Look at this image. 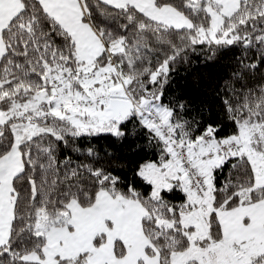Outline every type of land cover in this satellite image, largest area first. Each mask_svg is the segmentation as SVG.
I'll list each match as a JSON object with an SVG mask.
<instances>
[{
  "label": "snow or ice",
  "instance_id": "obj_1",
  "mask_svg": "<svg viewBox=\"0 0 264 264\" xmlns=\"http://www.w3.org/2000/svg\"><path fill=\"white\" fill-rule=\"evenodd\" d=\"M0 264H264V0H0Z\"/></svg>",
  "mask_w": 264,
  "mask_h": 264
},
{
  "label": "trees",
  "instance_id": "obj_2",
  "mask_svg": "<svg viewBox=\"0 0 264 264\" xmlns=\"http://www.w3.org/2000/svg\"><path fill=\"white\" fill-rule=\"evenodd\" d=\"M230 71V65L227 58L220 61L205 64L199 59L194 60L191 65H181L173 74L168 93L171 96H183L190 102L191 116L206 114L208 106L211 107L212 114L216 119L220 116L217 103L213 100V89L220 80L225 78ZM110 147L121 156L130 157L133 161L142 158L143 154L137 155L136 151L131 150L127 145L121 147L114 144L111 140L101 139L99 147Z\"/></svg>",
  "mask_w": 264,
  "mask_h": 264
}]
</instances>
